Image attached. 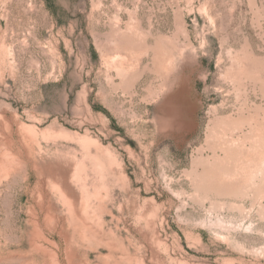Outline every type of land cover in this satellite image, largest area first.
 <instances>
[{
    "label": "rangeland",
    "instance_id": "374dc122",
    "mask_svg": "<svg viewBox=\"0 0 264 264\" xmlns=\"http://www.w3.org/2000/svg\"><path fill=\"white\" fill-rule=\"evenodd\" d=\"M0 264H264V0H0Z\"/></svg>",
    "mask_w": 264,
    "mask_h": 264
}]
</instances>
